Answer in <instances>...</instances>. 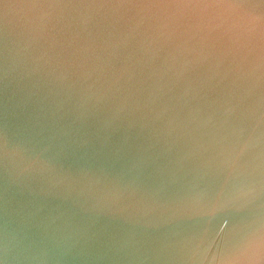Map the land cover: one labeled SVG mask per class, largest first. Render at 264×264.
I'll return each mask as SVG.
<instances>
[{"label":"water","instance_id":"obj_1","mask_svg":"<svg viewBox=\"0 0 264 264\" xmlns=\"http://www.w3.org/2000/svg\"><path fill=\"white\" fill-rule=\"evenodd\" d=\"M0 264H264V0H0Z\"/></svg>","mask_w":264,"mask_h":264}]
</instances>
